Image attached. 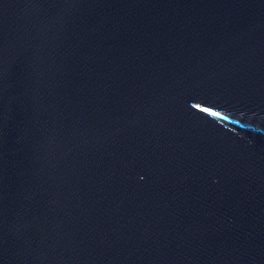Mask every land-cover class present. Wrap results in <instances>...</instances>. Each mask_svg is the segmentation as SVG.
I'll return each instance as SVG.
<instances>
[{
    "label": "water",
    "instance_id": "1",
    "mask_svg": "<svg viewBox=\"0 0 264 264\" xmlns=\"http://www.w3.org/2000/svg\"><path fill=\"white\" fill-rule=\"evenodd\" d=\"M0 264H264V0H0Z\"/></svg>",
    "mask_w": 264,
    "mask_h": 264
}]
</instances>
